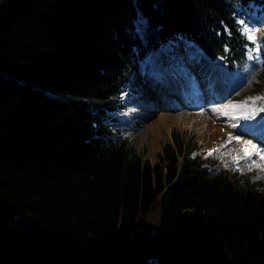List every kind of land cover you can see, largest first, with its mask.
Wrapping results in <instances>:
<instances>
[{
	"label": "trees",
	"instance_id": "obj_1",
	"mask_svg": "<svg viewBox=\"0 0 264 264\" xmlns=\"http://www.w3.org/2000/svg\"><path fill=\"white\" fill-rule=\"evenodd\" d=\"M249 13L264 0H0V264H264L259 178L177 132L153 164L112 116L168 42L258 66ZM255 87L264 119V69Z\"/></svg>",
	"mask_w": 264,
	"mask_h": 264
},
{
	"label": "rangeland",
	"instance_id": "obj_2",
	"mask_svg": "<svg viewBox=\"0 0 264 264\" xmlns=\"http://www.w3.org/2000/svg\"><path fill=\"white\" fill-rule=\"evenodd\" d=\"M249 14L254 24H246L245 30L248 35L257 40L259 49L257 64L259 68L256 69V66H248L243 73L235 74L233 73L236 71L232 70V74L234 75V80L231 78V80L234 81L233 89L230 92L232 94L224 103H228L234 97V99L230 101V105H244L247 107L246 112L244 114H233L230 113L231 106L226 108L223 106L224 104L221 105L216 103H209L206 106L198 109L196 108L197 110L193 112L185 109L181 110V108L179 111L158 108L154 99H151L153 104L149 99L151 94H148V92H150L149 89L155 82L151 83L146 73H149L153 69L158 75L162 73L163 67H165V61L168 60L166 56H168L169 51H171V60L182 65L181 69L183 72L193 71L194 67L200 70L202 62L207 61L205 56H202L198 50L188 43L178 42L176 46L172 47L168 44L169 46L157 49V51L153 53V57L139 65L136 71L138 80L133 84V87H137L138 85L140 88L135 89L129 87L122 97V101L126 106L125 111L112 115L118 118L115 127H119L122 130L123 135L127 137L129 146L133 148L134 152L142 155L144 159H149L155 164L158 162L163 146L166 143H171L173 133L177 132L186 143H192V148H194L193 156H208L216 153L220 163L222 162L231 172L240 171L242 173H252L259 178L264 185V143L262 145L259 141L260 139L264 140V134L258 136V138L255 137V134L262 129V127L251 125L248 118L251 115L248 104L251 105L258 96H260L259 93L256 92L255 85L259 83L260 74L262 68H264V47L260 42L261 37L264 36V28L263 25L257 24V22H261L260 19H258L257 22L255 21L257 18L255 13ZM190 50L197 54L193 55L189 53ZM148 62H151L150 65L152 68L150 69H146V65L149 67ZM155 66H161V68L156 70ZM213 71H218L219 78L224 83V88L232 84L233 81L230 82V77L226 76L225 71ZM165 85L167 86L166 83ZM140 89H142V91H140ZM162 89L166 91L165 88ZM162 89L161 92L164 93ZM211 95L214 96V93L210 90V92L203 95L202 98L193 97V95H191V98L188 97L190 98L189 100L187 97L185 100L190 101L193 106L198 107L196 105L199 103L210 101ZM217 98L222 99V97ZM154 105L156 109L158 108L157 110L154 108ZM241 108L242 109H235L233 111L242 112L244 108ZM183 111L184 113L188 111L193 114H199L202 119L195 121L191 126L185 124L183 121L180 124L168 121L164 128L159 124L160 115L162 113L175 116ZM261 124L262 123L258 125ZM167 125H169V127ZM157 134L160 137H158ZM117 138L118 136L115 137V139ZM245 149L248 150V155L245 154Z\"/></svg>",
	"mask_w": 264,
	"mask_h": 264
},
{
	"label": "bare ground",
	"instance_id": "obj_3",
	"mask_svg": "<svg viewBox=\"0 0 264 264\" xmlns=\"http://www.w3.org/2000/svg\"><path fill=\"white\" fill-rule=\"evenodd\" d=\"M160 62H161V58H160ZM159 64H161V63H159ZM150 68H152V67L151 66L147 67V65H146V69H150ZM160 68H161V66H159V67H156L155 66V69L156 70H159ZM217 68H218L217 66L211 64L210 62H203L202 63V67H201L200 70H201V72H206V73H209L210 74V75H207L206 76V80H207L208 87L214 93V96L220 97V95H218V91L221 90L222 84L220 82V78H219V75H218V71H216V72L213 71V70H216ZM165 71L166 72H169L170 71V74H172L176 70H174V68H172V67H169V68H165ZM225 73H226V76H229L232 79L234 78V75L233 74H230V73H228L226 71H225ZM146 75L148 76L147 78L149 80L157 83L159 86H161V88H164V85L167 82V78L164 75H162V74L158 75V73L154 69L151 70L149 73H146ZM185 80L187 82V76L185 77ZM192 80L193 81H197V77H192ZM174 82L178 83L177 78H174ZM193 87H195V86L193 85ZM225 90L226 89H224L223 92ZM140 91H142V89H140ZM185 93H186V97L187 98L190 97L191 95H193V92L192 91L185 92ZM190 98H188V100ZM229 106H231V105H229ZM231 109L232 110H235V109L236 110H239V109H242V108L239 107V106H235V107H232ZM197 116H198V118H197ZM199 119H202V117H200L199 114H193V113L188 112V111L185 112V113H184V111L183 112H180L179 114H177L175 116H170L168 113H162L160 115V120H159L160 123L159 124L164 128L165 127V124H167L168 121L171 122V123L172 122L173 123L176 122L178 124L182 123V121H183V122H185V124H188L189 126H191V125H193V123L195 121H197ZM154 126H152V127H154ZM167 126L169 127V125H167ZM157 136L160 137L158 134H157Z\"/></svg>",
	"mask_w": 264,
	"mask_h": 264
},
{
	"label": "snow or ice",
	"instance_id": "obj_4",
	"mask_svg": "<svg viewBox=\"0 0 264 264\" xmlns=\"http://www.w3.org/2000/svg\"><path fill=\"white\" fill-rule=\"evenodd\" d=\"M261 111H264V109H261ZM237 139H238V138H237ZM245 154H246V155L249 154L247 149H245Z\"/></svg>",
	"mask_w": 264,
	"mask_h": 264
}]
</instances>
